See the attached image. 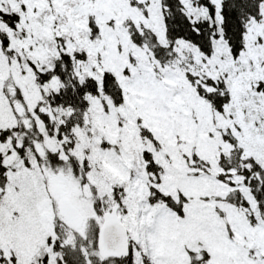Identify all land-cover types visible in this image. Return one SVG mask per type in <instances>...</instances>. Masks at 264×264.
Wrapping results in <instances>:
<instances>
[{
  "label": "snow or ice",
  "instance_id": "snow-or-ice-1",
  "mask_svg": "<svg viewBox=\"0 0 264 264\" xmlns=\"http://www.w3.org/2000/svg\"><path fill=\"white\" fill-rule=\"evenodd\" d=\"M0 264H264V0H0Z\"/></svg>",
  "mask_w": 264,
  "mask_h": 264
}]
</instances>
